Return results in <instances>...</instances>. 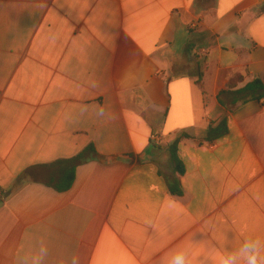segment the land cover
<instances>
[{"label":"crops","instance_id":"1","mask_svg":"<svg viewBox=\"0 0 264 264\" xmlns=\"http://www.w3.org/2000/svg\"><path fill=\"white\" fill-rule=\"evenodd\" d=\"M258 79L264 0H0V264L41 240L43 264H214L264 237V100L232 93Z\"/></svg>","mask_w":264,"mask_h":264},{"label":"clouds","instance_id":"2","mask_svg":"<svg viewBox=\"0 0 264 264\" xmlns=\"http://www.w3.org/2000/svg\"><path fill=\"white\" fill-rule=\"evenodd\" d=\"M103 115V112L99 113ZM48 255L46 243L41 240L38 250L30 258V264H43ZM214 264H264V237H246L237 248L226 247L222 252L212 253ZM71 264H79V258L73 256ZM169 264H189V253L185 248L174 252ZM200 264H210L208 257L201 258Z\"/></svg>","mask_w":264,"mask_h":264},{"label":"trees","instance_id":"3","mask_svg":"<svg viewBox=\"0 0 264 264\" xmlns=\"http://www.w3.org/2000/svg\"><path fill=\"white\" fill-rule=\"evenodd\" d=\"M230 89H234L230 87ZM231 92V91H230ZM232 93L236 97V102H246L248 100L256 99V100H264V81L262 80H255L252 83H249L242 89L233 90ZM228 127L227 122H222L216 128L210 127L207 132L208 139H220L227 135ZM179 140H177L171 149V160L174 165V170L176 174L183 175L185 173V166L183 162L180 160L178 153H177V145ZM99 157L95 147L91 146L87 148L81 155L75 158L74 163L75 165L82 164L87 162L89 159ZM75 180V168H72L65 175L61 178L60 182L57 185V190L60 192H64L69 190ZM171 192L175 195H182V191L180 188V183L178 180H174L171 184Z\"/></svg>","mask_w":264,"mask_h":264},{"label":"built area","instance_id":"4","mask_svg":"<svg viewBox=\"0 0 264 264\" xmlns=\"http://www.w3.org/2000/svg\"><path fill=\"white\" fill-rule=\"evenodd\" d=\"M193 27L196 28L197 25L194 24ZM152 140H153V142L155 144H159L162 141L161 137H158V136L157 137H154ZM2 194H3V191H2V188L0 187V197L2 196Z\"/></svg>","mask_w":264,"mask_h":264}]
</instances>
